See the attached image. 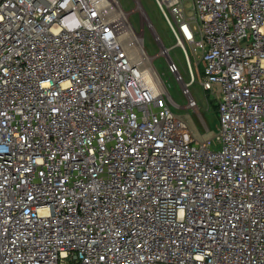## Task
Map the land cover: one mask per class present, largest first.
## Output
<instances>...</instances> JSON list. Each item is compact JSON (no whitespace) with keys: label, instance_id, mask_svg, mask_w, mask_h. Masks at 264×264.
Returning <instances> with one entry per match:
<instances>
[{"label":"built area","instance_id":"obj_1","mask_svg":"<svg viewBox=\"0 0 264 264\" xmlns=\"http://www.w3.org/2000/svg\"><path fill=\"white\" fill-rule=\"evenodd\" d=\"M155 1L212 137L145 83L118 0H0V264H264V0Z\"/></svg>","mask_w":264,"mask_h":264},{"label":"rangeland","instance_id":"obj_2","mask_svg":"<svg viewBox=\"0 0 264 264\" xmlns=\"http://www.w3.org/2000/svg\"><path fill=\"white\" fill-rule=\"evenodd\" d=\"M121 9L129 19L131 37L125 39V45L142 62V69L149 70L157 77L159 89L167 90L169 104L179 119L189 127L196 139H205L216 134L219 124L218 100L216 93L205 90L201 85L202 68L200 55L194 54L192 48L187 46L192 60L196 81L190 87L198 107H187V97L182 91V83L176 79L175 74L169 71L167 61L172 57L180 68L185 81L189 80L186 60L180 47L175 45V38L158 8L155 0H118ZM134 30L138 42L133 35ZM156 35L159 40L156 41ZM164 48L169 52L163 53ZM169 53V54H168ZM198 55V56H197Z\"/></svg>","mask_w":264,"mask_h":264},{"label":"bare ground","instance_id":"obj_3","mask_svg":"<svg viewBox=\"0 0 264 264\" xmlns=\"http://www.w3.org/2000/svg\"><path fill=\"white\" fill-rule=\"evenodd\" d=\"M166 51H167V49H166ZM153 78H154V76L150 73V71L148 69L144 71L143 79H144L145 83L150 87V89L154 93H158L159 88H158V85H157L155 79H153Z\"/></svg>","mask_w":264,"mask_h":264}]
</instances>
